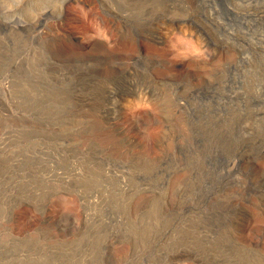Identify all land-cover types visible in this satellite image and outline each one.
<instances>
[{"label":"rangeland","instance_id":"rangeland-1","mask_svg":"<svg viewBox=\"0 0 264 264\" xmlns=\"http://www.w3.org/2000/svg\"><path fill=\"white\" fill-rule=\"evenodd\" d=\"M0 264H264V0H0Z\"/></svg>","mask_w":264,"mask_h":264},{"label":"bare ground","instance_id":"bare-ground-1","mask_svg":"<svg viewBox=\"0 0 264 264\" xmlns=\"http://www.w3.org/2000/svg\"><path fill=\"white\" fill-rule=\"evenodd\" d=\"M4 2V1H3ZM8 8V7H7ZM109 79V78H108ZM107 79V80H108ZM115 81H117L116 80V78H114V81H112V82H115ZM163 84H165V83H163ZM132 98V97H131ZM135 103V102H134ZM130 104H132V102H131V100H127L126 102H124L123 104H122V106L124 107V106H127V105H130ZM247 122L243 125V133H244V135H242L243 137H249L253 132L252 131H250L248 128H247ZM249 127V126H248Z\"/></svg>","mask_w":264,"mask_h":264}]
</instances>
